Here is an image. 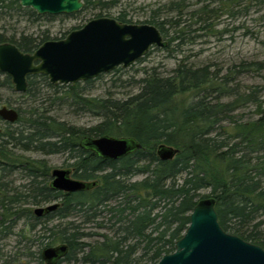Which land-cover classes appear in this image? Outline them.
<instances>
[{
	"label": "trees",
	"instance_id": "1",
	"mask_svg": "<svg viewBox=\"0 0 264 264\" xmlns=\"http://www.w3.org/2000/svg\"><path fill=\"white\" fill-rule=\"evenodd\" d=\"M80 15L134 24L122 0H84L78 13L58 16H39L21 7L18 0H0V44L10 43L23 53H32L51 40L47 29L37 34L9 33L5 26L14 17L35 24ZM176 15L174 25H179L181 13ZM144 24L164 34V23L155 21L154 15ZM92 81L54 86L43 75L31 76L27 91L21 94L14 93L7 76L0 81V88L26 104V108H15L19 117L14 124L0 119L2 217L17 215V221L28 223L17 243L19 264H45L41 251L57 244L68 249L57 264L74 260V254L88 264H157L162 256L174 252L191 211L205 198L213 201L224 232L264 250V228L258 220L264 215L263 117L242 125L235 123L232 113L243 104H237L236 98L221 102L223 97L234 95L232 89L224 88L227 82L222 78L214 88L216 77L209 76L206 67L192 69L183 61L166 77L146 76L139 91L123 100L84 98L80 86ZM201 91L204 96L200 99L180 104L182 95ZM67 101L94 113L99 122L77 128L58 120L50 107ZM245 101L254 102L249 96ZM0 105L11 108L8 102ZM101 136L132 138L140 148L111 161L80 146L84 139ZM160 144L177 149L172 160L158 159L156 148ZM24 154L65 155L74 179L95 181L97 186L71 194L55 192L48 185L50 168L46 162ZM12 171L23 175L27 183L8 189L5 182ZM204 190L209 193L201 195ZM57 200L60 206L53 212L42 218L32 216V207ZM76 217L83 225L94 223L96 229L108 230L111 235H102L94 244L85 243L89 234L75 224L72 219Z\"/></svg>",
	"mask_w": 264,
	"mask_h": 264
},
{
	"label": "rangeland",
	"instance_id": "2",
	"mask_svg": "<svg viewBox=\"0 0 264 264\" xmlns=\"http://www.w3.org/2000/svg\"><path fill=\"white\" fill-rule=\"evenodd\" d=\"M122 3L134 24H144L152 15L155 21L163 22V38L167 47L152 48L131 67L117 68L87 85H81L79 91L84 98L126 99L139 91L141 80L146 76L158 74L166 77L183 61L186 67L192 69L206 67L208 75L216 77L214 88L221 84L222 78L227 82L224 88L232 89L234 97H223L221 102H231L236 98L237 104H243L232 113L235 123L242 125L264 118V0H122ZM204 6L206 9H203ZM170 8L176 11L173 12ZM177 11L181 13V23L174 25L178 19ZM109 13L111 17L114 16V11ZM90 18L89 15H80L62 21L41 20L31 24L14 17L5 27L9 33L15 31L25 34H37L47 29L49 38L53 40L67 35L73 28H81ZM3 78L4 75L0 74V81ZM203 96L202 91L198 95L186 93L179 98V102L189 104ZM247 96L254 102H246ZM0 100V104L8 102L11 108H26V104H21L17 95L4 88H0ZM70 104L71 101H67L51 106V114L77 128L90 127L99 122V118L86 108ZM23 156L33 160L43 159L50 171L70 169L65 155ZM12 179L16 185L27 183L20 173L15 174ZM208 193L209 191L204 190L200 194ZM72 220L84 228V233L89 234L84 239L85 243L94 244L101 240L102 235H111L108 230L96 229L94 223L83 225L79 217ZM258 220L261 221V228H264V215H260ZM20 229L21 223L14 232ZM3 243L8 246L9 251H13L16 248V237L12 235ZM73 256L74 260L62 264H88L80 260L81 255Z\"/></svg>",
	"mask_w": 264,
	"mask_h": 264
},
{
	"label": "water",
	"instance_id": "3",
	"mask_svg": "<svg viewBox=\"0 0 264 264\" xmlns=\"http://www.w3.org/2000/svg\"><path fill=\"white\" fill-rule=\"evenodd\" d=\"M19 5L37 15H72L78 13L84 0H18ZM163 35L153 25L121 23L111 17L95 18L63 39L48 40L32 53H23L10 43L0 44V74L10 79L17 94L27 91V78L43 75L51 85H71L94 80L117 68L126 69L143 58L152 48H166ZM19 114L15 108L0 106V119L14 124ZM80 146L103 160L123 158L140 145L132 138L101 136L84 139ZM177 149L160 144L156 155L160 161L172 160ZM49 188L71 194L89 191L97 182L71 177L69 169H53ZM58 204L36 207L39 218L54 211ZM171 254L157 264H264V250L222 230L214 203L205 198L189 215V224L175 243ZM66 245L46 247L41 258L46 264H57L67 254Z\"/></svg>",
	"mask_w": 264,
	"mask_h": 264
},
{
	"label": "flooded vegetation",
	"instance_id": "4",
	"mask_svg": "<svg viewBox=\"0 0 264 264\" xmlns=\"http://www.w3.org/2000/svg\"><path fill=\"white\" fill-rule=\"evenodd\" d=\"M69 170L71 171V174H72V169H69ZM51 171H50V174H51ZM15 174H19V173H16L15 171L7 173V176H9V179L5 182V186L8 189H13V188L17 187L16 182L12 179V177ZM50 174H49V183L51 181V175ZM0 175H2V173ZM53 191H55V190H53ZM55 192H60V191H55ZM60 193H63V192H60ZM63 194H67V193H63ZM0 195H1V191H0ZM59 201L60 200L53 201L51 203L44 204V205H41V206H36V207H45L47 205H51V204H54V203L58 204V207H59L60 206V202ZM36 207H32V216L34 218H37L34 215V213H33V210ZM45 215H47V214H45ZM45 215H43V216H45ZM43 216H41L39 218H42ZM16 218H17V215H12L11 216L10 214H7V216L2 217V211L0 209V264H19V254H18V251H17L18 250L17 249L18 248V244L17 243H18V240H19V234L21 233V230H22V235H25L26 230H27L26 227H27L28 223H26L25 219H22L21 221H17ZM19 223H21V229L17 230V232H14V230L19 226ZM12 235H14L16 237V248L13 251H9L8 248H7L8 246L5 244L6 242L5 243H3V242L6 239H8L10 236H12ZM58 245H62V244H57V245L48 246V247H55V246H58Z\"/></svg>",
	"mask_w": 264,
	"mask_h": 264
}]
</instances>
